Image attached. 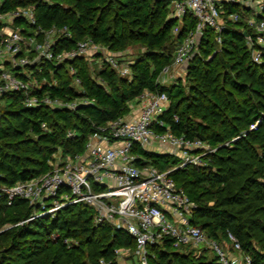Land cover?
I'll return each mask as SVG.
<instances>
[{"label":"trees","instance_id":"trees-1","mask_svg":"<svg viewBox=\"0 0 264 264\" xmlns=\"http://www.w3.org/2000/svg\"><path fill=\"white\" fill-rule=\"evenodd\" d=\"M175 1L26 0L45 30L69 27L71 36L60 40L58 51L89 39L120 57L134 46L142 52L130 65L129 76L105 60L93 72L87 57L43 64L41 75L57 80L43 91L65 102L76 101V109L27 108L21 93L1 99L0 184L7 188L39 179L51 170L56 154H83L89 137L126 118L131 103L146 93H165L171 105L161 118L172 133L217 150L206 166L187 165L170 175L196 204L191 224L221 243L229 244L228 233L233 234L252 264H264V59L255 63L247 45L246 35L252 31L246 18L251 11L227 5L225 29L207 28L189 60L185 82L167 86L162 76L174 62V48L198 23L186 14L172 37L179 26L170 14ZM232 13L241 19L229 20ZM256 18L264 21V10ZM76 77L79 86L74 85ZM135 151L142 156L139 165L167 171L180 164L172 155ZM36 209L25 199L8 205L7 197H0V264H120V259L137 264L136 239L124 229L97 225L92 207L73 205L54 217L33 218ZM148 249L149 264H218L215 254L177 249L170 239Z\"/></svg>","mask_w":264,"mask_h":264},{"label":"built area","instance_id":"built-area-1","mask_svg":"<svg viewBox=\"0 0 264 264\" xmlns=\"http://www.w3.org/2000/svg\"><path fill=\"white\" fill-rule=\"evenodd\" d=\"M26 0H0V100L9 94H22L25 107L76 109V101L65 102L50 92L47 85L57 84L53 77H43V64L62 65L76 58L101 54L122 76L131 75L130 65L124 64L105 47L85 39L73 49L58 51L61 39L71 36L69 27L45 30L37 24L36 10ZM15 4V5H14ZM240 4L251 11L246 18L252 33L246 35L247 45L255 63L264 57V21L256 17L264 10V0H179L173 2V11L182 19L191 13L197 26L180 44L174 63L183 66L192 57L207 28L221 32L225 29V7ZM229 20L239 21L241 16L232 13ZM220 41V38H219ZM70 73L76 70L70 67ZM169 67L164 70L162 83L166 84ZM78 77L74 85L79 86ZM142 112L135 120L120 118L109 123L99 133L91 135L83 154L63 156L58 153L51 162V170L39 179L18 183L13 187L0 184V197H7L8 205L17 198L35 206V217H54L68 206L83 204L94 209L97 225L110 224L126 230L136 239L137 264H149V246L170 239L177 249L191 248L212 251L218 264H252L241 250L237 238L229 234V244L211 239L191 224L196 204L176 185L170 176L174 170L193 165L206 166L209 157L217 153L206 142L174 135L161 117L169 110L167 94H144ZM43 128H47L44 124ZM160 129H165L160 131ZM73 133L69 134V136ZM226 143L225 146H228ZM172 155L180 164L162 171L151 164L139 165L140 156L135 150ZM124 256L125 251L117 252ZM102 264H105L102 262Z\"/></svg>","mask_w":264,"mask_h":264},{"label":"rangeland","instance_id":"rangeland-1","mask_svg":"<svg viewBox=\"0 0 264 264\" xmlns=\"http://www.w3.org/2000/svg\"><path fill=\"white\" fill-rule=\"evenodd\" d=\"M170 14L172 17L174 18H177L174 14V11L171 9L170 10ZM177 20L179 21V26L176 27L173 31H172V37L176 36L180 30V26L183 24V21L182 19L180 18H177ZM179 45V44H178ZM178 45L174 48V51H173V54L175 53ZM142 52V49L139 47V46H134L132 48H130L127 52L123 53L121 55V61L122 63L128 65V64H131L135 61V59L137 57H139V54H141ZM192 54V57L194 56L193 52L191 53ZM175 55V54H174ZM117 56V55H116ZM88 63H89V66H90V69L91 71H97L99 69L102 68V65H103V61L101 62L99 59H96V57H93L92 54H89L88 56ZM189 61L186 62L183 66H178L176 65L174 62L169 66V73H168V76H165V81L166 82V85H171L173 83H178V82H185V77H186V68H187V65H188ZM58 156V154L56 155ZM59 157V156H58ZM204 247H201L200 249H197L195 250L196 253H199V254H208V255H213V252L212 251H209V250H206L204 251ZM136 262V260H135ZM120 264H133V261L132 260H123V259H120Z\"/></svg>","mask_w":264,"mask_h":264},{"label":"crops","instance_id":"crops-1","mask_svg":"<svg viewBox=\"0 0 264 264\" xmlns=\"http://www.w3.org/2000/svg\"><path fill=\"white\" fill-rule=\"evenodd\" d=\"M141 100H142V98H139L135 102L130 104L131 111H130V114L126 117L127 120H135L136 118H138L140 116V114L142 112Z\"/></svg>","mask_w":264,"mask_h":264}]
</instances>
